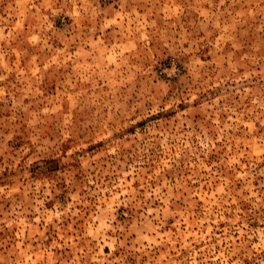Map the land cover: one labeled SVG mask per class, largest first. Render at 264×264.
<instances>
[{"label":"rangeland","instance_id":"rangeland-1","mask_svg":"<svg viewBox=\"0 0 264 264\" xmlns=\"http://www.w3.org/2000/svg\"><path fill=\"white\" fill-rule=\"evenodd\" d=\"M0 264H264V0H0Z\"/></svg>","mask_w":264,"mask_h":264}]
</instances>
